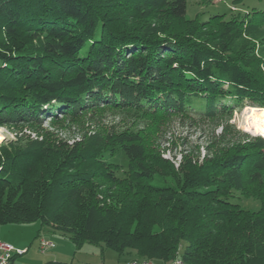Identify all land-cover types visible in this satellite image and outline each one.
Returning <instances> with one entry per match:
<instances>
[{
	"label": "trees",
	"instance_id": "obj_1",
	"mask_svg": "<svg viewBox=\"0 0 264 264\" xmlns=\"http://www.w3.org/2000/svg\"><path fill=\"white\" fill-rule=\"evenodd\" d=\"M0 33V126L92 125L72 145L0 146V227L40 222L160 264H264V138L229 125L264 108V9L202 21L187 0H0ZM109 112L143 126L107 128ZM176 117L222 128L179 167L159 143Z\"/></svg>",
	"mask_w": 264,
	"mask_h": 264
},
{
	"label": "rangeland",
	"instance_id": "obj_2",
	"mask_svg": "<svg viewBox=\"0 0 264 264\" xmlns=\"http://www.w3.org/2000/svg\"><path fill=\"white\" fill-rule=\"evenodd\" d=\"M264 9V0H246L241 7H234L230 3L223 0H187V17L193 19L196 15H200L202 21L208 20L214 14L226 13H246L251 9ZM1 35V33H0ZM264 34L254 38L252 41L258 43V52L262 55L259 46V39ZM264 53V51H263ZM248 107H256L250 103H246L241 109H235L229 125L239 135H249L251 137H262L251 134L245 129V120L247 119ZM89 119H86V121ZM50 119H46L44 123L34 130L27 126H0V146L16 141L18 137L27 138L35 137V132L43 133L57 142L71 144L80 138V134L89 128L91 121L85 123V126L74 124L73 127L67 125L54 128L49 124ZM97 121L103 123L107 128H117L118 131L130 129H139L143 126L140 119H136L125 113L109 112L104 116L98 117ZM92 126V125H91ZM91 128V127H90ZM215 128L216 135L222 132L217 121L202 120L199 117L193 119L173 118L166 128V136L160 140V150L163 157L170 160L176 167L183 161V155L186 152H194L200 154L201 159L207 154V146L211 137V131ZM240 137V136H239ZM110 157L111 162L127 165V158L122 152ZM238 204L243 208L257 211L261 204L259 201L240 197L236 194ZM42 239L53 244V248L43 253L40 248ZM0 242L12 245L15 249L24 252L18 259V264H131L133 262H143L139 260L135 254H125L120 256L117 252L108 249L104 245H95L85 243L78 247L69 236L52 230L50 227L42 226L40 222L30 224H8L0 227ZM182 247V252H183ZM155 264H160L154 262Z\"/></svg>",
	"mask_w": 264,
	"mask_h": 264
},
{
	"label": "built area",
	"instance_id": "obj_3",
	"mask_svg": "<svg viewBox=\"0 0 264 264\" xmlns=\"http://www.w3.org/2000/svg\"><path fill=\"white\" fill-rule=\"evenodd\" d=\"M40 248L43 253L53 248V244L45 239L40 242ZM24 252L15 249L12 245L0 242V264H13L14 257H19ZM131 264H155L154 261L145 260L143 262H133ZM174 264H183L181 260H177Z\"/></svg>",
	"mask_w": 264,
	"mask_h": 264
},
{
	"label": "bare ground",
	"instance_id": "obj_4",
	"mask_svg": "<svg viewBox=\"0 0 264 264\" xmlns=\"http://www.w3.org/2000/svg\"><path fill=\"white\" fill-rule=\"evenodd\" d=\"M245 129L264 138V108L248 107Z\"/></svg>",
	"mask_w": 264,
	"mask_h": 264
},
{
	"label": "crops",
	"instance_id": "obj_5",
	"mask_svg": "<svg viewBox=\"0 0 264 264\" xmlns=\"http://www.w3.org/2000/svg\"><path fill=\"white\" fill-rule=\"evenodd\" d=\"M17 258H18V257L15 258V262H16V264H18V259H17ZM53 263H54V262H53Z\"/></svg>",
	"mask_w": 264,
	"mask_h": 264
}]
</instances>
